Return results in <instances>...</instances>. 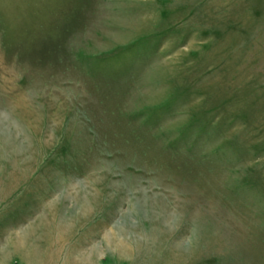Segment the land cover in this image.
<instances>
[{
  "label": "rangeland",
  "instance_id": "rangeland-1",
  "mask_svg": "<svg viewBox=\"0 0 264 264\" xmlns=\"http://www.w3.org/2000/svg\"><path fill=\"white\" fill-rule=\"evenodd\" d=\"M0 264H264V0H0Z\"/></svg>",
  "mask_w": 264,
  "mask_h": 264
}]
</instances>
